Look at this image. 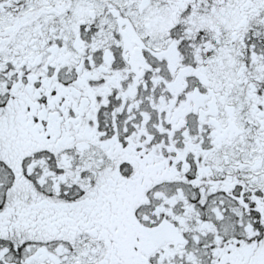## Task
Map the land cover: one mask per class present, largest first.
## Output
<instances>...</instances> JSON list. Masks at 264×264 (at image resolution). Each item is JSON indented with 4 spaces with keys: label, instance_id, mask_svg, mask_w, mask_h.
I'll return each instance as SVG.
<instances>
[{
    "label": "snow or ice",
    "instance_id": "1",
    "mask_svg": "<svg viewBox=\"0 0 264 264\" xmlns=\"http://www.w3.org/2000/svg\"><path fill=\"white\" fill-rule=\"evenodd\" d=\"M0 264H264V0H0Z\"/></svg>",
    "mask_w": 264,
    "mask_h": 264
}]
</instances>
